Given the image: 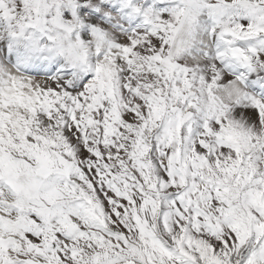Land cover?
Returning <instances> with one entry per match:
<instances>
[{"label": "clouds", "instance_id": "obj_1", "mask_svg": "<svg viewBox=\"0 0 264 264\" xmlns=\"http://www.w3.org/2000/svg\"><path fill=\"white\" fill-rule=\"evenodd\" d=\"M105 3L4 0L0 5V240L4 242L0 243V264H6L3 257L7 256L13 264H26L28 260L44 264L28 246V233L37 230L36 220L47 229L76 216L89 231H99L92 227L95 221L87 206L75 197V174L66 173L56 155L65 151V145L59 135L63 126L54 110L55 97L47 91L53 84L62 92L65 87L79 88L82 83L99 84L102 80L119 97V76L131 68L134 75L124 79H134L141 93L157 95L155 89L162 79L173 86L172 90L165 89L163 100L154 101L164 106V127L161 132L149 126V143L157 135L166 138L168 130L175 135L182 123L191 129L186 136L199 139L196 133L201 122L210 125L217 118L224 124L221 135L209 138L213 144L221 140L244 143L250 138L264 141V114L254 119L248 111L252 92L246 63L220 58L225 50V27L235 28L244 20L249 27H264V0H127L125 6L132 14L143 17L139 25L142 31L132 32L117 29L107 21L93 23L92 10L105 16L117 15L104 8ZM145 36L159 39V47L141 44L127 54L131 56L129 64L115 62L117 57H125L121 45L126 37ZM240 39L246 48L256 49L247 64L259 77L264 73V32L249 39L242 31ZM100 66L103 68L97 72ZM214 76L219 78L209 88ZM177 83L182 90L179 96L174 91ZM124 96L132 100L127 93ZM26 140L50 154L55 161L50 169L39 170L34 156L37 150ZM129 241L135 248L125 245L121 264H141L139 249L144 245L133 232H129ZM99 251L103 250L95 246L89 249L84 264Z\"/></svg>", "mask_w": 264, "mask_h": 264}, {"label": "snow or ice", "instance_id": "obj_2", "mask_svg": "<svg viewBox=\"0 0 264 264\" xmlns=\"http://www.w3.org/2000/svg\"><path fill=\"white\" fill-rule=\"evenodd\" d=\"M242 31L250 39L264 27H249L247 20L235 28L225 27L220 58L243 61L254 73L247 62L256 49L246 48ZM141 44L159 47L160 40L126 37L121 45L125 57L115 62L129 64L127 54ZM129 74L134 75L131 68L119 76V97L102 80L65 87L62 92L55 84L47 89L55 97L54 110L63 126L59 135L65 151L56 155L65 172L75 174V197L87 206L95 221L92 227L99 231H89L76 216L47 229L36 220L37 230L28 233L29 249L44 264H84L86 252L95 246L103 251L93 253L88 264H121L125 245L135 248L129 241L133 232L144 245L139 249L141 264H264V141L213 144L209 138L221 135L224 124L217 118L210 125L201 122L199 139L186 136L191 129L182 123L175 135L168 130L166 138L157 135L149 143V126L161 132L164 127V106L154 101L163 100L165 89L173 86L162 79L157 95L141 93L134 79H124ZM218 78H212L209 88ZM183 83L188 85L187 80ZM174 91L181 95L179 83ZM248 103L254 119L264 114V98L252 94ZM25 143L37 150L39 170L50 169L55 162L50 154L37 144ZM3 260L13 264L10 256Z\"/></svg>", "mask_w": 264, "mask_h": 264}, {"label": "rangeland", "instance_id": "obj_3", "mask_svg": "<svg viewBox=\"0 0 264 264\" xmlns=\"http://www.w3.org/2000/svg\"><path fill=\"white\" fill-rule=\"evenodd\" d=\"M106 2H107V4H118L120 7H121V9H124L127 13H128V20L129 21H135V22H137V23H140L141 24V22H142V20H143V17L142 16H137V15H134V14H132L131 13V15L129 14V10H131V8L130 7H126L125 5L127 4V0H106ZM133 2H136V0H133ZM107 4H104L103 5V7L104 8H106V9H108L107 8ZM84 10L85 11H88L89 10V8H88V6H84ZM113 11V10H112ZM132 11V10H131ZM92 17H94L97 21L99 20L100 22H102V20L96 15V16H93L92 15ZM102 23H104V22H102ZM142 31V30H141ZM132 32V31H131ZM250 77H251V79H253L252 81H254L255 83H257L260 87H261V89L262 90H264V85H262V84H260V83H263L264 84V73H260L259 74V77L257 76V74L256 73H251L250 74ZM252 92V91H251ZM252 94L253 95H255L253 92H252ZM259 98V97H258ZM251 108V107H250Z\"/></svg>", "mask_w": 264, "mask_h": 264}, {"label": "bare ground", "instance_id": "obj_4", "mask_svg": "<svg viewBox=\"0 0 264 264\" xmlns=\"http://www.w3.org/2000/svg\"><path fill=\"white\" fill-rule=\"evenodd\" d=\"M131 13H132V11L131 10H129V14L131 15ZM94 16V15H93ZM92 21H93V23H96L97 22V20L94 18V17H92ZM254 82V81H253ZM264 91V90H263Z\"/></svg>", "mask_w": 264, "mask_h": 264}]
</instances>
